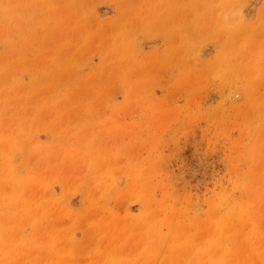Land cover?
<instances>
[{"label":"rangeland","instance_id":"374dc122","mask_svg":"<svg viewBox=\"0 0 264 264\" xmlns=\"http://www.w3.org/2000/svg\"><path fill=\"white\" fill-rule=\"evenodd\" d=\"M0 264H264V0H0Z\"/></svg>","mask_w":264,"mask_h":264},{"label":"bare ground","instance_id":"6f19581e","mask_svg":"<svg viewBox=\"0 0 264 264\" xmlns=\"http://www.w3.org/2000/svg\"><path fill=\"white\" fill-rule=\"evenodd\" d=\"M232 92H233V91H232ZM232 92H231V93H232ZM230 95H231V94H230ZM232 97H233L234 99H237V98H238V94L235 92V93L232 94ZM231 99H232V98H231Z\"/></svg>","mask_w":264,"mask_h":264}]
</instances>
